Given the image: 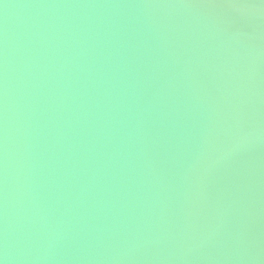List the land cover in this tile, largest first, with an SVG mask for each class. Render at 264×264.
Returning a JSON list of instances; mask_svg holds the SVG:
<instances>
[{
	"label": "water",
	"instance_id": "water-1",
	"mask_svg": "<svg viewBox=\"0 0 264 264\" xmlns=\"http://www.w3.org/2000/svg\"><path fill=\"white\" fill-rule=\"evenodd\" d=\"M0 264H264V0H0Z\"/></svg>",
	"mask_w": 264,
	"mask_h": 264
}]
</instances>
